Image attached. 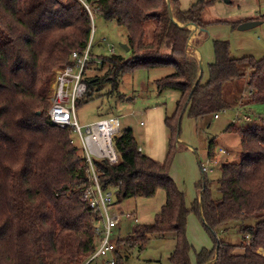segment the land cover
<instances>
[{"label": "trees", "instance_id": "trees-1", "mask_svg": "<svg viewBox=\"0 0 264 264\" xmlns=\"http://www.w3.org/2000/svg\"><path fill=\"white\" fill-rule=\"evenodd\" d=\"M216 1L193 0L183 10L179 0H98L100 15L127 31L126 45L133 57L96 59L92 51L100 69L108 70L103 79L86 80V95L104 80L117 87L129 72L172 68L171 75L155 84L159 92L178 91L181 98L175 115L165 122L169 140L163 162L139 151L133 131L128 130L113 139L119 163L95 161V168L102 190L115 191L116 204L165 191L166 203L154 225L137 232L130 244L144 242L145 233L174 234L170 260L191 264L187 227L194 213L213 241L211 250L196 254V264H264V121H242L247 124H231L226 130L240 137L242 157L221 165L218 200L208 193L205 178L197 183L199 198L188 207L170 175L178 152V125L188 108L197 120L230 109L223 87L242 79L254 92L242 97L244 112L250 114L253 105H264V58H231L227 42L215 45L209 81L201 83L199 45L190 41L195 33L187 26L206 29L204 13ZM250 21L261 20L234 27ZM90 37V18L80 4L0 0V264H86L97 249L99 213L83 201L89 183L84 153L73 141V130L54 126L48 114L55 72L70 64L73 53L84 52ZM215 148L211 142L208 154ZM230 224L242 235L239 245L216 234Z\"/></svg>", "mask_w": 264, "mask_h": 264}, {"label": "rangeland", "instance_id": "rangeland-1", "mask_svg": "<svg viewBox=\"0 0 264 264\" xmlns=\"http://www.w3.org/2000/svg\"><path fill=\"white\" fill-rule=\"evenodd\" d=\"M229 1L217 0L214 6L205 11L203 20L208 25L203 33L198 28L193 30L191 27L196 36L194 35L190 41L194 42L197 39L196 43L199 45L198 49L201 55L202 85H206L209 81V66L216 61L215 45L219 42L229 43L231 58L242 59L247 56H252L256 60L264 58V22L247 31H239L238 27H234L237 23L252 19L248 18L250 16L262 22L264 0ZM186 3L190 8L194 2L193 0H186ZM180 4L183 9V1H180ZM94 23L92 53L96 59L98 56L109 58L111 55H119L128 61L133 57L131 52L122 48L123 45L127 44V31L124 28L117 26L114 22L106 21L100 14L96 16ZM108 46L115 47L114 54L109 52ZM107 70L108 67L100 69V63L92 64L86 70L85 81L91 82L96 77L103 79ZM173 72L172 68L136 70L124 74L117 87L105 80L100 84L92 85L88 92L89 95L78 100L76 105L79 126L85 129L98 121L116 118L119 120L121 132L133 131L134 137L139 147L144 149L145 155L153 157L147 154L149 153L148 143L150 141L155 144L154 160L163 162L167 155L169 140V131L165 122L167 118H172L175 115L181 94L174 90L159 92L155 82ZM246 82V79H242L229 81L224 85L226 99H223L230 109L226 110V115L221 113L220 119H194L189 108L180 119L179 133L177 130L178 152L172 164L171 174L179 189L184 191L189 207H192L199 195L197 183L203 180L199 162L206 161L211 142L216 145L214 149L216 154L221 148L229 150L230 155L228 157H219L223 164L241 160L240 137L235 133L226 132V130L233 124L235 112L238 110L237 101L239 95L242 98ZM52 86L51 83V89ZM243 102L242 99L239 106ZM250 116L251 123L262 124L264 105H253L250 109ZM246 124L242 121L235 123L238 127ZM73 141L77 147L81 148L75 133H73ZM186 147H190L191 150ZM221 175L222 170L218 166L206 176V189L214 200L221 197L219 191ZM165 203V191L160 189L151 198H131L117 204L120 210L133 216L131 220L123 218L119 228L114 231L115 241L119 239L120 250L126 252L125 254L121 252L122 256L127 255V259L120 264H174L170 260L176 246L174 234L158 236L157 234L145 233L144 242L136 240L131 244L129 243V241L137 238V232L154 225L156 217ZM135 219L138 222H135ZM216 234L219 239L233 245H239L243 239L234 224L217 229ZM187 237L192 247L190 252L191 264H196V254L203 249L211 250L213 247L212 238L197 214L192 213L189 217ZM259 252L263 253L262 250ZM111 259L112 255H109L89 264H108Z\"/></svg>", "mask_w": 264, "mask_h": 264}, {"label": "built area", "instance_id": "built-area-1", "mask_svg": "<svg viewBox=\"0 0 264 264\" xmlns=\"http://www.w3.org/2000/svg\"><path fill=\"white\" fill-rule=\"evenodd\" d=\"M58 1L64 6L77 3L85 9L91 22V37L84 52L73 53L70 64L56 72L50 98V109L48 111L49 119L54 126L62 129L71 128L78 136L88 168L89 183L84 188L83 201L91 210L99 214L96 223L98 246L86 264L108 257L109 255H112V259L108 264H119V239L115 241L114 231L118 228L123 218L131 220L133 216L124 213L118 208L115 202L114 190L107 192L102 190L95 168V161H108L110 164L119 163L120 157L113 145V139L122 135L119 120L108 118L83 129L79 126L76 116L77 102L84 98L87 93L86 70L92 62L94 64L100 63V61L94 60L91 57L93 50L92 38L95 28L94 22L96 16L100 14L97 5L98 0ZM191 27L189 26L188 28L191 30ZM108 49L111 54L115 53L114 46H108ZM253 95L254 92L252 90H246L243 94L244 97H252ZM243 107H245L243 104L240 105L235 112L233 124L238 121H245L247 123L251 121L250 114L244 112ZM221 113H223L222 115H226L227 111L219 112L213 118L215 120L220 119ZM229 155L230 152L226 148H221L218 154H216L215 150L212 155L208 154L205 162H199L203 177L206 178L208 173L213 172L218 166L221 167L223 163L219 160V157H228ZM135 222H138L137 219H135Z\"/></svg>", "mask_w": 264, "mask_h": 264}, {"label": "crops", "instance_id": "crops-1", "mask_svg": "<svg viewBox=\"0 0 264 264\" xmlns=\"http://www.w3.org/2000/svg\"><path fill=\"white\" fill-rule=\"evenodd\" d=\"M180 1H183V4H182V6H183V9H188L189 8V6H188V4L186 3V0H180ZM187 4V5H186ZM248 18H252V19H254V17H252V16H250V17H248ZM197 27V26H196ZM195 30V29H194ZM202 33L205 31V29H199ZM196 40L197 39H195L194 40V42L193 43H196ZM198 43H196V45H197ZM196 47V46H195ZM197 48V47H196ZM195 48V49H196ZM196 53H199L198 54V56L199 57H201V55H200V50H199V52H196ZM247 88V82H246V86L244 87V89H243V92H242V97H243V94H244V92L246 91L245 89ZM224 90H225V88H223V98L224 99H226V95L224 94ZM241 95H239V100L237 101V105H238V107H239V104H240V101L243 99V98H241ZM250 109H252V107H250ZM210 119H214L213 117L212 118H210ZM148 148H149V153H147L148 155H150V156H153V157H150V158H152L153 160H154V156H155V153H156V149H155V144H153V143H151L150 141H149V143H148ZM186 148H188V149H190V147H186ZM140 149L143 151V153H144V149L142 148V147H140ZM191 150V149H190ZM155 159H157V158H155ZM158 162V161H157ZM171 175V177H172V174H170ZM173 179V178H172ZM184 192V191H183ZM199 198V195H198V197H197V199ZM187 203V202H186ZM189 207V206H188ZM122 211V210H121ZM190 217V216H189ZM189 220V219H188ZM119 226H120V224H119ZM119 226H118V228H119ZM121 252H123V251H121L120 250V248H118V256H119V259H122V261H125V259H127V255H125V256H122V254H121ZM124 254L126 253V252H123Z\"/></svg>", "mask_w": 264, "mask_h": 264}, {"label": "water", "instance_id": "water-1", "mask_svg": "<svg viewBox=\"0 0 264 264\" xmlns=\"http://www.w3.org/2000/svg\"><path fill=\"white\" fill-rule=\"evenodd\" d=\"M260 24H261V22H259V21L245 22V23H242L241 25L238 26V30L239 31H247V30H250V29H253V28L259 26ZM189 26H193V25H188L187 27H189ZM122 48L125 51L129 52V48L127 45H123ZM201 72H202V63H201ZM200 78H201V73H200ZM200 78L198 81H200ZM204 179L205 178L203 177V180Z\"/></svg>", "mask_w": 264, "mask_h": 264}, {"label": "bare ground", "instance_id": "bare-ground-1", "mask_svg": "<svg viewBox=\"0 0 264 264\" xmlns=\"http://www.w3.org/2000/svg\"><path fill=\"white\" fill-rule=\"evenodd\" d=\"M195 30L197 29V28H194Z\"/></svg>", "mask_w": 264, "mask_h": 264}]
</instances>
